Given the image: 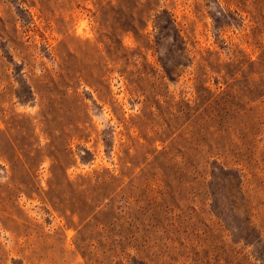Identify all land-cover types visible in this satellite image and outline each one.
<instances>
[{"label": "rangeland", "instance_id": "obj_1", "mask_svg": "<svg viewBox=\"0 0 264 264\" xmlns=\"http://www.w3.org/2000/svg\"><path fill=\"white\" fill-rule=\"evenodd\" d=\"M0 264H264V0H0Z\"/></svg>", "mask_w": 264, "mask_h": 264}]
</instances>
